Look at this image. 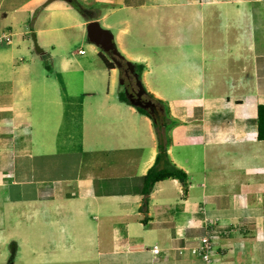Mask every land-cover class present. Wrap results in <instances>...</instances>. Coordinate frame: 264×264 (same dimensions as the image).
Wrapping results in <instances>:
<instances>
[{"label": "crops", "instance_id": "obj_1", "mask_svg": "<svg viewBox=\"0 0 264 264\" xmlns=\"http://www.w3.org/2000/svg\"><path fill=\"white\" fill-rule=\"evenodd\" d=\"M79 1L99 4L100 17L66 0H0V32L13 33L0 45V245L10 244V264H206L191 252L206 234L213 264H264V0ZM94 20L146 65V88L178 120L168 153L187 178L156 184L147 223L151 118L119 100L120 70L99 54L45 51L49 70L30 38L55 51Z\"/></svg>", "mask_w": 264, "mask_h": 264}, {"label": "trees", "instance_id": "obj_2", "mask_svg": "<svg viewBox=\"0 0 264 264\" xmlns=\"http://www.w3.org/2000/svg\"><path fill=\"white\" fill-rule=\"evenodd\" d=\"M73 7L77 8L82 13L85 12L86 8L84 3L79 0H66ZM100 57L105 63L109 70L118 68L116 63L112 60V57L107 53L100 52ZM47 69H51L50 63L47 60V56H43ZM119 59L123 63V66L119 68L121 77L124 78V90L119 93V100L134 106L140 114L146 115L151 118L153 126L155 128L157 143H158V155L154 165L149 169L148 173L144 177V188H143V201L140 207V211L146 214L143 218V222H148V212L150 205V197L157 183L167 179H186L187 174L183 169H180L171 160L168 148L171 143L170 126L177 122L170 113V107L168 103L158 98L154 93L150 92L146 87V92L143 95L145 102L151 101L152 107L143 108L135 106L129 94L139 90L137 80L134 75L130 72V65L135 68V73L138 74L139 78L142 79L143 73L146 69L144 63L133 62L127 59L122 53L119 54ZM129 91V93L126 92ZM258 139L264 140V104H260L258 107Z\"/></svg>", "mask_w": 264, "mask_h": 264}, {"label": "rangeland", "instance_id": "obj_3", "mask_svg": "<svg viewBox=\"0 0 264 264\" xmlns=\"http://www.w3.org/2000/svg\"><path fill=\"white\" fill-rule=\"evenodd\" d=\"M84 5H85V8H86L85 12L83 13V15L85 17L84 19L88 20V19H93V18H99L100 17L101 7L99 6V4H96L95 2H93L91 4H85L84 3ZM97 21H99V20H97ZM99 22L101 23L103 28H106V29L110 30L114 34V29L107 28L105 26L104 21H99ZM57 24L60 25V26H63L65 24V21L57 20ZM69 32L70 31H65L64 33H69ZM33 33H35L37 35V40H38L39 45L49 54H54V55H58V56L61 55V54H67L69 56L72 55V56L75 57V56H79L80 55L79 54V50L83 49V50H85L86 55H97V54H99V56H97V57H100V52H102V53L107 55V52H104L100 47H98L96 44L92 43L88 39L87 30H86L85 35L81 36L79 38H77L75 35L71 36L70 42H69L68 45H65V46L56 45L55 51H53L52 47H50V46L44 47L42 45L41 41L38 38V33L36 31H32L30 33V38H31L33 44H34V40H33V37H32ZM70 33H72V32H70ZM116 45H117V42H116ZM34 47H35V44H34ZM117 47H118V45H117ZM118 49H119V47H118ZM119 51H120V49H119ZM56 65L57 64L55 62V66ZM122 79L124 80V78H122L121 75L117 79V87L119 88L120 92L122 90H124V85L122 83ZM143 83H144V81H143ZM144 85H145V83H144ZM5 251H6V254H5ZM11 255L12 254H11V246H10V244L5 246V247H2L0 245V264H10ZM16 264H22V263L18 259Z\"/></svg>", "mask_w": 264, "mask_h": 264}, {"label": "water", "instance_id": "obj_4", "mask_svg": "<svg viewBox=\"0 0 264 264\" xmlns=\"http://www.w3.org/2000/svg\"><path fill=\"white\" fill-rule=\"evenodd\" d=\"M87 34L89 40L96 44L98 47H100L104 52H107L111 57L112 60L116 63L117 67L120 68L123 66V63L119 59V54L121 53L116 45V40L114 34L106 29L103 28L101 23L97 20L89 22L87 25ZM34 44H35V50L37 53L44 55L45 50L39 45L37 40V35L35 33L32 34ZM130 72L132 75H134L135 79L137 80V85L139 87V90L132 92L129 94V97L132 101V103L135 106H140L143 108H150L152 107V102L148 101L145 102L142 98L143 95L146 92L145 85L142 81V79L139 78L138 74L135 73V68L133 65H130ZM122 83L124 85V80L122 79ZM127 93H129L128 90H126ZM183 181V179H181Z\"/></svg>", "mask_w": 264, "mask_h": 264}, {"label": "built area", "instance_id": "obj_5", "mask_svg": "<svg viewBox=\"0 0 264 264\" xmlns=\"http://www.w3.org/2000/svg\"><path fill=\"white\" fill-rule=\"evenodd\" d=\"M13 41V33L11 31L0 32V45L10 44ZM85 51L80 50V53ZM154 252L158 254L160 252V247L156 245L154 247ZM193 255L200 256L206 264H213V252L214 243L210 238V235L206 234L201 237L199 244L191 249Z\"/></svg>", "mask_w": 264, "mask_h": 264}, {"label": "flooded vegetation", "instance_id": "obj_6", "mask_svg": "<svg viewBox=\"0 0 264 264\" xmlns=\"http://www.w3.org/2000/svg\"><path fill=\"white\" fill-rule=\"evenodd\" d=\"M142 99H144V98H142ZM145 100V99H144Z\"/></svg>", "mask_w": 264, "mask_h": 264}]
</instances>
